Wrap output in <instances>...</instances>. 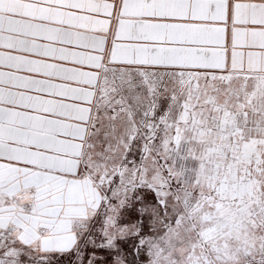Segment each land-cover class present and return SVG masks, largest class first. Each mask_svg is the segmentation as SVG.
I'll return each instance as SVG.
<instances>
[{"label":"snow or ice","instance_id":"6c2138e0","mask_svg":"<svg viewBox=\"0 0 264 264\" xmlns=\"http://www.w3.org/2000/svg\"><path fill=\"white\" fill-rule=\"evenodd\" d=\"M0 264H264V0H0Z\"/></svg>","mask_w":264,"mask_h":264}]
</instances>
